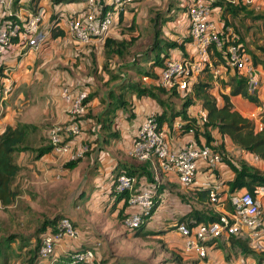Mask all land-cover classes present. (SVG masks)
<instances>
[{
  "label": "rangeland",
  "instance_id": "rangeland-1",
  "mask_svg": "<svg viewBox=\"0 0 264 264\" xmlns=\"http://www.w3.org/2000/svg\"><path fill=\"white\" fill-rule=\"evenodd\" d=\"M26 1L28 0H22L24 4H28ZM40 1L41 26L44 28L46 23L48 24L50 21L51 7H58L60 3H65L68 0H58L57 3L54 2L57 0ZM185 1L138 0L135 7L125 12L127 14L123 17L121 25L116 22L114 24V20V25L112 24L102 38L94 39L88 43H77L64 34L56 40H51L43 51H31L30 54L27 53L29 55L23 57V59H27L32 55L27 62L34 61L36 66L32 72L27 74L21 68V70L15 71L17 65L13 64L14 59L10 60L11 66L13 65L12 77L13 73L18 74L17 76L22 73L23 76L33 80L29 82L30 84H19V86L17 78L12 80L9 92L1 95L2 102L5 104L4 114L8 106L17 107L15 116L20 121L18 123H38L37 126L42 128L41 131L33 134L37 140L31 142V145H47L45 134L50 122L45 121H48L51 118L50 115L55 114V111L64 109L65 103L60 97V90L63 86L71 90L85 88L88 94L91 93L92 96H95L96 104L94 106L89 104L93 113L101 111L106 102L108 104L107 93L110 91V87L105 84L108 74L106 71L103 72L102 67L115 71L116 65L126 63L130 57H127L125 62L116 58L106 61L102 47L105 37L110 36L120 40L122 36H126L129 39L130 36H136L137 33L139 36L129 50L132 54L145 52L152 42L153 29L157 28L160 23L162 29L166 23L174 19L175 15L184 14ZM241 3L247 4V8L252 10L254 14L264 15V0H241ZM36 4H33V9H30L32 12L37 9ZM216 12L215 22L217 24L218 19L219 21L223 19L221 10ZM3 17V10L0 7V23ZM224 17L225 22L242 37L246 52L251 51L259 61L264 62V57L256 49L257 45H264V20L245 17L242 12L232 17L225 14ZM155 19L158 20L156 26L153 23ZM132 23L136 24L134 29ZM226 30L231 32L229 27ZM23 59L21 63H23ZM108 62H110V67L114 66L113 69L108 67ZM128 75L133 79L134 74L132 72L129 71ZM151 87L156 88L155 86ZM177 92L188 94L185 89H178ZM18 93H20V97L23 94L26 96L25 102L19 101L16 95ZM159 97L174 108L180 106L182 99L170 94V92L167 94L160 93ZM13 98L15 102L12 101ZM191 107L190 111L195 112L194 107H198L195 100H193ZM91 125L86 126V129L90 128ZM85 153L83 152L82 157L77 159L80 162H76L71 168L64 166L68 162L64 156L62 158L59 155L55 156V161L60 159L55 165L52 162L42 164V159L35 160L34 153L31 151L14 155L15 162L21 166L14 182L18 194L11 206L0 208V237L9 234L14 237L11 239L10 252L8 251L10 254L8 264H20V261L26 257V250L34 246L38 237H36V232L41 221L50 218L58 219L60 216H65L72 221L80 233V239H84L86 248L93 251L95 261L98 264H201L192 256L180 253L178 243L181 238L176 233L171 231L166 232L167 235L163 231V234L158 233L159 230L166 229L167 224L181 216L179 213L181 211L177 209L174 212L172 210L173 204L168 196H162V200L158 203L151 218L135 233H133L134 229L128 231L121 227V221L117 217L114 218L111 211L104 213L91 211L89 201L92 200L93 207L99 208L100 199L97 200L96 196L107 189L109 181H107L106 174L104 176V169L99 162L96 163V168H93L87 177L84 176L86 160L83 158H85ZM239 161L241 160L239 159ZM253 166L261 171L264 169L257 162L253 163ZM170 186L171 191L174 190L175 186ZM176 193L183 196L180 202L185 205L183 203L189 200L187 198L188 189L186 188L185 192L178 190ZM189 204L191 207L194 205L191 202ZM207 206L212 207L210 204ZM238 252V249H230V254L227 257H231L230 261L237 258L254 257L251 254L242 255ZM226 259H224V263H228Z\"/></svg>",
  "mask_w": 264,
  "mask_h": 264
},
{
  "label": "built area",
  "instance_id": "built-area-1",
  "mask_svg": "<svg viewBox=\"0 0 264 264\" xmlns=\"http://www.w3.org/2000/svg\"><path fill=\"white\" fill-rule=\"evenodd\" d=\"M81 1L83 10L77 14H63L59 12L51 22L61 28L65 35L77 43H88L91 40L102 38L111 28L113 21H117L120 13H124L134 0H70ZM231 2L233 0H230ZM14 0H0L3 18L0 23V119L5 104L1 99L12 85L11 71L13 65L8 57H13V64L31 51H37L45 45L48 31L41 26L42 12L37 8L35 12H22L23 15L11 10ZM105 2V4H104ZM103 4L106 10L102 13ZM187 21L189 25V46L191 51L185 56L166 59L158 70L156 85L165 91L171 89L189 90L193 79L205 70L217 74L218 66L212 67L211 57L215 52H222L224 63L232 71H236L245 81V90L254 94L261 83H264V71L258 70L251 62L250 55L239 43L228 44L223 49V42L216 22L212 18V9L205 0H186ZM114 21V22H115ZM13 49V52L11 50ZM12 59V60H13ZM224 66V65H223ZM191 90V89H190ZM85 91L78 90L71 93L63 86L60 97L65 103V113L70 117L82 114L85 110L83 100ZM4 104V106H3ZM249 118L260 127L262 116L260 113H250ZM192 119V118H189ZM182 120L176 124L180 126L189 124L188 134L198 128L205 121V114L200 112L194 121ZM81 133L79 125L73 121L54 123L46 130V136L51 146V152L66 157L67 161H75L82 157L86 147L72 149L69 137ZM128 157L137 161H149L153 170L161 173H173L179 185L208 189V202L216 205L219 180L211 183L196 181V173L200 168L208 170L221 163V156L205 144L197 145L192 140L177 150L169 146L165 131L158 127L153 115L146 116L136 129L131 145L127 152ZM254 161L257 158L254 156ZM116 193L127 192V210L122 218V227L132 230L138 227L144 217L151 218L150 209L153 205V192L151 188L137 189L135 178L126 174L117 176L114 183ZM256 195L238 190L228 195L231 210L220 213L217 220L200 223L189 230L183 223L175 226V231L182 239V253L202 260L206 257L205 243L212 239L233 236L245 241L249 249L257 253L254 264H264V215L259 194H264V185L256 190ZM214 207V206H213ZM79 236L78 230L72 226L70 220L63 217L58 220L54 232H45L41 236L38 250L40 264H58L55 246L63 240L69 242L71 247L65 249L63 254L68 257L66 264H91L94 253L91 249H76L73 241Z\"/></svg>",
  "mask_w": 264,
  "mask_h": 264
},
{
  "label": "trees",
  "instance_id": "trees-1",
  "mask_svg": "<svg viewBox=\"0 0 264 264\" xmlns=\"http://www.w3.org/2000/svg\"><path fill=\"white\" fill-rule=\"evenodd\" d=\"M16 1L18 0H14L13 4H15ZM37 2L38 0H28L29 8L33 9V4ZM205 2L210 6L211 9H214L215 11L221 10V17L223 20L219 21L218 19L217 26H220L221 28L220 32H222V35H220V37L223 42V49L231 43H239L243 47L242 37L239 36L234 28H231L225 22V14H228L232 17L242 12L245 17L264 20L263 14H254L252 10L247 8V4L241 3V0H233L232 2L230 0H205ZM104 4L103 8L101 9L102 13L106 10ZM183 9L185 11L187 19L186 1L184 3ZM35 11L36 9L34 10V12ZM121 21L122 13L119 14L116 22L119 24ZM153 23L154 26H156L158 20H153ZM160 24L157 28L155 27L153 29L152 42L147 47L146 51L142 53L132 54L129 50L132 43L138 38V36H130L129 39L122 38L120 40H117L116 38L110 36L105 37L102 43V47L103 56L106 58V61L110 60L111 58H116L120 61L122 60L123 62H125L127 57H130V59L126 63L122 62L123 64L116 65L115 71L108 70L106 67L103 69L102 67L103 72L106 71V74H108L105 84L107 86H110V84L113 83L116 84H114L110 91L107 93L109 102L100 116L97 117L92 112V107L89 105L90 100L93 97L92 94H88V91L85 88L82 89L86 94L83 100V105L85 107L84 112L82 114H75L70 117L68 116L69 121H73L79 125L81 133L77 136L69 137V140L73 142L77 137H80L81 134H87L88 140L86 141L87 150L85 154L88 155L90 152H93L95 147L97 146V136L98 134H100L101 145L97 152L102 151L103 147L106 146L110 140L118 137L115 123L113 122V120L109 119L107 115L109 113H112L114 109L123 110L128 108V114L131 117V103H128L129 96L126 97L125 94H134L137 98L148 97L154 100L160 107V111L149 113L148 115H153L156 118L158 127H161L163 123L169 125L174 118H179L181 120L189 119L187 108L192 104L194 99L199 101L200 108L205 114V121L198 128L193 129L192 133L189 134L191 135L192 141L197 145L205 144L212 150L217 151L221 156L220 161L224 162L230 168L233 174L232 178L224 182V184H226L227 186V192L229 194L234 191L243 190L250 193L252 197L255 196L257 188L260 185H264V169L261 171L246 162H243L239 166L234 165L229 161L224 152L222 139L223 137H227L232 142V144L241 149L243 153L251 154L252 156H255L258 161L264 163V123L262 124L260 129H256L253 121L237 112L229 100V96L241 95L244 99L252 103L254 106H258L259 103L256 95L258 90L254 94H248L245 90L244 79L238 76L236 71H233L234 73L231 76L230 80L232 81V83L230 84L231 86L228 94L218 93V98H216L215 95H213L210 91L211 86L209 81L212 80V77L210 76L211 73L208 70L204 72H207V75L209 77H207L206 79H197L193 81L191 84L190 93L188 94H180L175 88L171 89L170 91H165L158 88L157 85V87L155 86L156 88L151 87L150 85H146L143 80L148 78L153 82L155 81L156 83L158 70L162 67L163 62L166 59L175 58L169 56V54L167 53L168 50L173 47H177L183 52V43L189 42L188 21L186 27L187 37H184L183 41L179 44L167 41L163 39V37H161L162 31L160 28ZM227 27L230 28L231 32H228L226 30ZM48 36L50 40H52L64 36V32L61 28L54 24L48 30ZM256 49L259 54L264 57V45H257ZM247 53L250 55V59L253 65L260 64L264 67V62L259 61L256 55H254L251 51H248ZM211 62L214 65H224L223 67L229 69L228 66L224 63L222 52H215L214 57H211ZM109 63L110 62L107 63L108 67L110 69H113L114 66L110 67ZM119 65L120 67H118ZM1 69L2 65L0 66V70ZM129 71L134 74L133 79L129 75L127 76V73ZM220 82L222 85L225 84L222 81ZM2 83L3 82H0V92L2 90ZM167 92H170V94L174 96L180 97V99L182 98L179 107H170L167 101L159 97L160 93L167 94ZM3 116L4 112L2 113L1 118ZM143 119L141 120V122L143 121ZM189 120L194 121L193 119ZM89 124H92L91 127L86 129V126H89ZM94 125H96L95 129L93 128ZM189 127V124H185L180 126L178 130L181 132V134H188L187 129ZM41 130L42 128L35 124L16 122L12 126L6 125L0 131V208L11 206L18 194L17 189L14 187V182L18 176L19 171L21 170V166L15 162L14 155L16 153H23L24 151H31L34 153V159H37L42 154L48 152L51 149L46 134L45 136L48 142L47 145H31V142L37 140L33 134ZM213 130L218 134L220 138V142L217 145L212 144L214 139L211 132ZM200 138L203 139L204 143L199 142L198 139ZM132 139L133 136L131 140ZM131 160L132 163H129V165L130 167H135V170L131 171L130 169L125 168L123 165L116 164V166L112 170L113 174L109 184L108 196H112L114 198V201L122 202L121 207L117 210L116 213V217L119 219V221H121V225L122 218L124 217L127 210V192L116 193L114 191V183L118 175L126 174L132 177L135 175V187L137 189H141L144 187L151 188V191L153 192V205L150 209L151 214H153L154 210L158 206V203L160 202V195L163 192L162 184L160 185L159 182H157V179L154 177V174H152L153 172L151 169V163L149 161L140 162L135 159ZM76 162L77 160L68 161L64 164V166L71 168L76 164ZM134 162L137 163L136 166H134ZM138 169H141L143 173L145 172V176L143 177V179H140L142 178L143 174ZM135 171H137V173H135ZM158 174L160 175L165 173L158 172ZM190 192L193 194L195 202L205 207L204 210L189 208V210L185 214L180 216L177 220L170 222L166 229L164 228L163 230H159L158 233L161 232V234H163L168 231L176 233L175 226L178 223H183L189 230H191L200 223H208L218 219L220 213L213 210V206L208 202L207 188H193V190H191ZM219 194H216L217 198L219 197ZM206 202L212 207L207 206ZM230 210L231 208L229 209V211ZM63 217L65 216H60L58 219L50 218L41 221V224L37 228L36 237H38L35 240V244L31 249L26 250V257H24L22 261H20V264H40L38 250L41 243V236L43 233L48 231L54 232L58 220ZM149 219L150 218L144 217V221L134 229L133 233H135L136 230L142 228V226L146 224ZM70 222L72 226H74L72 221ZM12 238H14L12 234L0 237V264L9 263V252L11 248L10 243ZM227 240L231 246H236L242 254H251L256 258L257 256H259L257 253L249 249L245 241L241 240L240 238H235L230 235L228 236ZM215 241L216 239L207 241L205 243V247H210V244H213ZM21 244H23V242H21ZM18 248L20 249L21 247L19 246ZM85 248L86 247L83 246H76V249L79 250ZM179 251L183 255L182 247L179 248ZM205 258L206 257H204L203 259L205 260ZM66 260H68V257H66L65 254H62L61 256L57 257L56 262L58 264H66ZM177 260L179 261V259ZM91 264H98V262L95 261V256L92 259Z\"/></svg>",
  "mask_w": 264,
  "mask_h": 264
},
{
  "label": "crops",
  "instance_id": "crops-1",
  "mask_svg": "<svg viewBox=\"0 0 264 264\" xmlns=\"http://www.w3.org/2000/svg\"><path fill=\"white\" fill-rule=\"evenodd\" d=\"M26 2H28V1H26ZM40 2L41 1L38 0V2L36 4L38 9H39V7H41ZM54 2L57 3L58 0L54 1ZM137 3H138V0H134L132 2V4L128 7V9H126V11H130L133 7H135V5H137ZM83 8H84V6H83V3L81 1H70V0H68L65 3H60L58 5V7H53V8L51 7V10L49 13H51L52 15L49 16L50 21L48 22V24L46 23V25L44 26V29H46L47 31L49 30V26H50L51 22L53 21V19H55L57 17V14L59 12H61L63 14H77V13H80L83 10ZM30 9L31 8H29L28 4L27 3L24 4L22 2V0L16 1V3L13 4V6H12V11L16 14H19V15L20 14L22 15V12L31 11ZM125 12L122 14V21H123V17H125L127 14ZM215 13H217V12L214 9H212V18L214 21L216 20V16H217ZM47 20H48V16H47ZM122 21L119 24L116 21L115 22L118 25H121ZM115 22H114V24H116ZM132 25H133V29H134L136 24L132 23ZM186 27H187V19H186L185 13L184 14L183 13L177 14V15H175L173 20L169 21L168 23L165 24V26L162 27L161 37H163V39H165L167 41L175 42V43L179 44L183 41L184 37H187ZM217 28L219 29V26H217ZM126 33H127V31H126ZM135 35L139 36V35H137V33ZM122 38H126V36H122ZM56 39H58V38H56ZM56 39H52V41L56 40ZM49 41H51V40L49 37H47L45 46L43 48L38 49V50L43 51L48 46ZM183 44H184V47H183L184 54L177 47H173L170 50H168V52H167L169 54V56L177 58V57H180L182 55L188 54L191 51L190 46H189V42H185ZM11 52L14 53L13 49L11 50ZM29 54H27V55H29ZM31 56L29 58H31ZM29 58H27V59L22 58L24 64L21 63L22 59L19 61L18 64H15V65H17V67H15L16 68L15 71H19L21 69H24L26 74L28 72H32V70L36 66L34 65L35 64L34 61L27 62L29 60ZM8 59L12 60L13 57L12 56L8 57ZM19 66H21V67H19ZM217 66L218 65L212 64L213 68L217 67ZM254 66L258 70L264 71V67L262 65L256 64ZM218 68H219V72L217 74H214L213 72L209 71L211 73V74L210 73L209 74L212 77V80L209 81L210 86H211L210 91L213 95H215L216 98H218L217 97L218 93L228 94L230 86H231L230 84L232 83V81L230 79L234 73L232 70L227 69L223 66H218ZM17 75H16V73H13V77L11 76V79L14 80V78H15V80H16V78H17L18 86H19V84L20 85L21 84L22 85L23 84L24 85L30 84L29 82H31L33 80V79H28L27 76H23L22 73L19 74V76H17ZM206 75H207V72L206 73L205 72L200 73L199 75H197L193 79V81H195L197 79H201V80L204 78L206 79L207 77H209L208 75L207 76ZM237 75L240 76L238 73H237ZM143 81L145 82L146 85L156 86L155 81L153 82L152 80H150L148 78L143 80ZM220 81L224 82L225 84L222 85ZM114 84H116V83L110 84L109 90L113 87ZM81 89H84V88H80L78 90H81ZM190 89H191V87H190ZM190 89L188 90V93H190ZM78 90L77 89H73V90L70 89V92L76 93ZM16 95H17V98L19 99L20 102L26 101V96H24V94L22 95V97H20V93H18ZM125 95H126V97L129 96L128 103H131V107H130L131 117L128 114V108L123 109V110L114 109V111L112 113H109L107 115L109 117V119L113 120V122L115 123V127H116L117 132H118V137L110 140L108 142V144L103 147L102 151L97 152L100 145H101L100 144L101 143V135L98 134V136H97L98 137V144L95 147L94 151L90 152L88 155L85 154V156H84L85 158H83L84 160H86V163H85L86 170H85V174H84L85 177H87V175H89V173L92 171L93 168H96V163L99 162V164H101L102 168L104 169L103 170L104 176L106 174L107 181H109L107 189L96 196L97 200L100 199V202L99 203L96 202V203L100 204L101 208L99 207L100 208L99 209L98 207H93V203L91 200V201H89L90 210L95 211V213H104L106 211H111L113 213V215L112 214L111 215L114 218L116 217L117 210L121 207L122 202L121 201H118V202L114 201V198L112 196H108L110 179L112 178V174H113L112 170L114 169L116 164L123 165L125 168H128L131 171L135 170V167H130L129 163L131 164L132 160L127 155L128 149L131 145V138H132L133 134L135 133L137 126L140 124L141 120L144 117H146L149 113H154V112L160 111V107L158 106V104L154 100H152L148 97L137 98L134 94H125ZM256 95H257V99H258V103H259L258 106H254L252 103H250L249 101L244 99L241 95L229 96V100L232 103L234 109L244 117L249 118L250 113H255V112L260 113L262 116V121H261V126H262V124L264 123V83L260 84ZM12 101L15 102L14 98ZM195 102H197V104H198V107H194L196 109L195 112L190 111L192 108L191 105H189V107L187 108L188 118H192V119L197 118V117H199V114L202 111V109L200 108L199 101L195 100ZM89 104L91 106H94L96 104L95 96H93L91 98ZM107 105L108 104L106 102L104 107L101 109V111L95 112L94 114L97 117L100 116L103 113V110L105 109V107ZM65 108H66V106L64 104V109H62V111H60V110L55 111V114L50 115L51 118L48 121H45V122H50L49 127L54 123H62V122L69 121L68 115L64 112ZM17 109H18L17 107H12V106H8L6 108V112H5L4 116L0 119V131L6 125L12 126L16 122H20L18 119H16V116H15V111H17ZM176 119L178 121H175ZM180 121H182V120L179 118H174L170 122L169 125H167L166 123H163V125L160 127V128H162L163 131H165L169 146L172 150H177V149H179V147L186 144L189 139L192 140L191 135L181 134V132L178 130V127L176 126V124L179 123ZM23 123H31V122H23ZM37 124L35 123V125H37ZM254 125H255L256 129L261 128V126L260 127L258 126L257 122L254 123ZM95 127H96V125L93 126L94 129H95ZM211 133H212V137L214 139L212 144L217 145L220 142V138L214 130ZM87 140H88V135L85 133L81 134L80 137H77L73 142H71L72 149H74V148L78 149L79 147L84 146V147H86V150H87V145H86ZM198 140L200 143H204L202 138H200ZM222 142H223L224 152H225L227 158L234 165L239 166L243 162L247 161L246 163H248L250 165H253V163L257 162L259 165H262V167L264 168L263 162L258 161V159L256 161H254V159H253L254 156H252L251 154H248V153H243L241 151V149H239L237 146L233 145L232 142L227 137H223ZM55 156H58V155L52 153L51 150H49L48 152L42 154L37 159H39V160L42 159V164L47 163V162H49V163L52 162V164L55 163V165H56L57 161H59L60 159L55 161V158H54ZM59 156H60V158H62V155H59ZM237 157H239V158H237ZM249 158H250V160H249ZM64 159L66 160L65 157H64ZM239 159L241 161H239ZM79 162H80V160L77 161V163H79ZM134 163H133L134 166H136L137 163L136 162H134ZM151 169L153 172L152 174H154V177L157 179V182H159L160 185L162 184L163 192L160 195V201L162 200V196H164V195L170 197L171 202L173 204L172 210L174 212H176V210L178 209L179 211H181L179 213L182 216L183 214H185L189 210V208L204 210L205 207L200 205V204H197L195 202V199L193 198V194L190 192L191 190H193V188H198L199 187L198 185H193L190 187H183V186L179 185V183L177 182L176 177L173 173L169 172L166 174H160L159 175L158 172L153 170L152 165H151ZM138 170L143 174L142 178H140V179H143V177L145 176V172L143 173V171H141V169H138ZM135 173H137V171H135ZM232 175H233L232 171L224 162L219 163L218 165H216L214 168H212L210 170H208L206 168H200L198 170V172L196 173L195 179L198 182V184L201 182H206V181L209 183H211L215 180L220 181V185L218 186V189H217L218 190L217 194H219V192H220L219 197H218V202L216 205H212V206H214L213 210H215L219 213L228 212L229 209L231 208V205H230L229 200H228L229 193L227 192V186H226V184H224V182L231 179ZM133 177L135 178V175ZM85 180H84V183H85ZM170 185L175 186L174 190L171 191ZM186 188L188 189V192H189V195H187V198L189 200H187V202L183 203L185 205H182V202H180V199H181V197L183 198V196L178 195L176 193V191L179 190V192H183V191L185 192ZM96 197H93V198H96ZM258 197H259L260 202L262 204V212L264 215V194H259ZM189 201L191 203H193L195 206L193 205V207H191V205L189 204L190 203ZM165 235H167V233ZM80 237L81 236L79 233V236L76 238V241L72 242L73 247L74 246L86 247L85 246V240L80 239ZM227 239H228V236L227 237H221L219 239H216V241L213 244H210V247L206 248L205 260L204 259L198 260L196 258H193V259L200 261L201 264H228V263L229 264H233V263L234 264H254L255 263L256 257H251V256L246 257V259L237 258V259L230 261L231 257H227L230 254V249H238V248L236 246H231ZM178 246H179L178 248L182 247V239H180ZM69 247H71L69 242H67L66 240H63L55 246V253L57 254V256H61L63 254V251H65V249H68ZM238 251H239V249H238ZM238 253H241V252L239 251ZM223 255H224V257H223ZM242 255H244V254H242ZM224 259H226L228 261V263L227 262L224 263Z\"/></svg>",
  "mask_w": 264,
  "mask_h": 264
}]
</instances>
